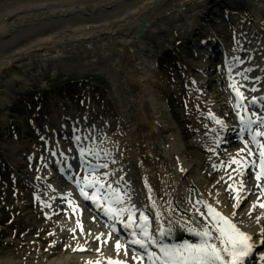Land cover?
Masks as SVG:
<instances>
[{
  "label": "bare ground",
  "instance_id": "obj_1",
  "mask_svg": "<svg viewBox=\"0 0 264 264\" xmlns=\"http://www.w3.org/2000/svg\"><path fill=\"white\" fill-rule=\"evenodd\" d=\"M106 1H109L108 3L112 2V0H0V107H5V104H10V100L8 99L9 92L11 93V91L13 90L16 93L21 92L24 87L33 86L35 84L34 82L37 79L42 78L43 75L41 73H37L36 70H62L64 71V73H67L72 69L79 67L81 70L84 69L86 71L102 72L107 77L114 76L112 83L114 85V88H117V84H119V86L123 84L121 83V77L118 75V71L115 69L113 64L108 65L110 67L109 74L106 73V69H103V66L99 65L100 57L98 55L100 54L101 56H103L105 52V50L100 47L101 45H99V42L102 43L105 40L106 36L104 35L105 33H107L106 38L110 42L113 41V44L118 43V45L123 46L120 52L121 58L119 59L118 66L120 67V70L124 72V77L126 79L124 80L125 83L124 87L121 88V92L127 93V97L131 99L129 100L131 105H126L128 110L127 116L129 117V121L127 122L131 123L130 129H133L131 132V138L129 140L126 139V142H128L127 147H131L130 152L133 155L132 159H130V163L134 167H132V170H134L137 175L140 176L138 183L143 186L144 192H146L147 194V201H145L147 207L152 209L150 212V214L152 215L150 223L155 227L153 237L156 238V241L161 238L163 242L167 244V242H169V238L174 239L180 236L186 237L184 236V232L188 236L192 235L195 232V229H191L187 225H176L174 228H170L175 223H181L180 220L177 219L175 213L170 210L168 198L171 197L177 202V212L181 216L180 218H184L187 224L195 223V221H198L200 219L201 222L205 223L213 232V238L210 242L216 244L217 241L216 239H214V237L218 236L219 233H214V222L212 221V217L207 213H204V208H206V206H204L205 204L194 203L191 197L195 193L194 188H190V191L187 193L188 198L181 199L177 196L183 184L190 180L186 176L182 177L184 174L187 175V173L185 172V169L182 165H178V160L175 157L176 152L173 151L172 147H170L169 145V140H167L164 137L165 135H163L164 129L162 127L160 119L157 118L156 112L154 111L155 108H157L156 94L155 92L150 90L147 82H143V76H148L150 79L153 78L150 74V70L147 69L146 71H144V73L142 74L143 76H140L139 79H137L136 76L138 72V64H140L138 60L135 59L136 53L138 54V52L145 50L144 57L146 58V62L148 63V53L150 51L149 45L144 48L141 45L144 44V42H139L138 39L144 38L146 34H152L153 37L155 36V34L156 37H165L167 35L171 37L174 30L173 24L171 29H168L171 24L167 25L166 21H164L163 19H158L160 23L159 25H156V28H160L161 32L157 33L154 31V25H151L152 20L156 18V15L158 13H164V11L162 12V10L156 9L155 6L151 4L156 0H131L120 5L121 10L119 12L122 14H118L119 12H116V9H112L111 6V8L109 7L111 10L101 11V18L99 15L95 17V15L90 12L92 11L91 8L100 5L105 6L103 5V3ZM207 1L208 0H172L171 5H167V7L168 9L173 8L174 11H172V15L164 14V17L166 19L172 20L176 18L175 14L178 13V15H180V18L178 19H182V17L185 15V10L183 9L184 6H186V9H188L187 12L190 10V13L198 8L195 13H191L190 15L194 18L192 21L187 23L183 21L179 22L182 28H179L178 31L187 33V35H189L191 31H194L195 29H201V25L198 22V20H200L199 16L202 15L204 9L207 8L208 3H210L212 0H209L208 2ZM221 1L222 0H213V2L215 3L214 5H217ZM248 3L250 5V12L254 14V19L260 21L262 18H264V0H249ZM26 7L28 9H26ZM73 12L76 14L80 13L83 16L81 18L74 19L70 17H63L65 15H72ZM55 14L58 15V19L54 18ZM117 16L121 17L120 19L115 20L114 18ZM232 16L236 20L235 25L238 24L234 29V32L238 33L244 26L241 23L244 21L245 14L240 12H232ZM47 17H50V21H48ZM146 18L149 22L151 20L150 26L145 34L139 36L137 35V28L143 20H146ZM106 19H108L109 23L102 24V26H100L99 23H104ZM27 21L35 22L36 25L33 27V23L26 24ZM121 21L123 23H121ZM39 24H42L44 28L41 29V26ZM105 25H111L113 29H111V27L108 30L104 27ZM31 27L33 29L32 31H30ZM16 28L18 29L17 33H13ZM207 28L209 31L207 29L203 30L206 31V33L203 37H201L205 38L206 40V43L201 44V51L202 53L210 51L216 54L217 52L213 51V49L210 47L211 43L208 41L212 36L213 28ZM102 30H104V32H102ZM116 30H118L117 34L122 33L123 36H115L114 31ZM24 33L27 34L28 38L25 41V44L27 43V46L22 49L16 39ZM133 33L135 35L131 36V34ZM71 37L73 38V40L70 39ZM119 37H122L121 40L119 39ZM33 40H40L39 45L42 46L35 50L30 49L29 45L33 43ZM65 41H68L67 45H63ZM121 41L125 42H123L122 44ZM77 42L79 46L76 49H74V47L70 48L71 45H75L77 44ZM41 43H44L45 45ZM219 45H221V47H219V54H217L220 56V58H222L224 63V70L227 72L225 76V83H228V85L232 89V85H236L237 87H239V90L245 97L244 102L246 105H248V101L252 97L257 99L258 101L263 102L264 67L263 70L258 73L252 70L244 71L242 69L243 71H240L239 67L244 64V59H248V56L246 58L244 57L246 51L241 50V45L233 47L228 41L224 39L219 41ZM66 47H69V49L66 50ZM8 49L10 50V52H8ZM12 49H16V51L11 56ZM254 51V54L259 55V53L257 52L258 49ZM65 52H69L70 56H67V53ZM130 58H132L131 61ZM256 59H258V57L252 58L250 62L247 61L246 67H253L254 64L261 67L264 66V58L260 60L261 62H259V64L258 62L253 63V61H255ZM12 66H14L15 68L22 67L24 71H22L21 69L19 71L20 75L18 74L16 78L8 77L7 79H5L4 74L8 72L10 73ZM133 68L135 69V73L133 72ZM259 74H261L262 83L260 85L257 83V81H260V79H258ZM1 85H3V87H1ZM10 85L12 86L11 88L8 87ZM245 85L251 86L250 90L244 91V89L246 88ZM252 89H255V91H252ZM3 91L7 92V94H2ZM228 96L229 101L232 102V98L229 93ZM61 100L67 101L66 98H61ZM245 108V106L241 107L240 111L238 112L239 115L237 114L238 124L235 125L236 128L237 125H239V122L246 121V118L244 116ZM255 110L256 114L262 112L260 109ZM55 111L57 112V114L61 113L58 109H56ZM214 121H216V119ZM63 122L64 128H62V130L67 133L71 130L73 124L70 121ZM127 122H124L125 130ZM218 124L221 127L223 126L222 121H220V123ZM81 131L82 135H79V137H81L82 141L87 142L91 138H93L94 140V137H97L98 134L102 133V131H104V128L102 127V124L100 122H97L95 125L91 126V128L87 129V127H85ZM94 133H97V135L93 136ZM84 137H88V139H84ZM259 143L264 144V142L261 141ZM212 144H214V139L212 141ZM92 145L97 147V149L102 153H105L107 151L105 147H108L110 143L106 142V145L103 147L102 144H99L98 140L96 139L92 141ZM248 145L251 148V152L256 151L252 144ZM132 149L134 153L132 152ZM243 153L246 156L243 160V163L247 164L245 166H247V168L252 171V174L255 175L256 170L254 168H251L250 166L251 159L248 155L249 151L244 150ZM111 154L112 151L107 152L108 157H112ZM239 165V162L232 163V160L229 159L225 163V168H220L222 169L224 176L228 177L230 174H234L235 171L233 170H236ZM179 167H181L182 169H180ZM110 169L111 167L107 168V170ZM113 171L114 170H112V172ZM123 172L124 167L120 169V173L116 172V174L114 175L110 171L107 172L110 175L109 177L111 181H114L116 190L120 189L121 191H124V188L121 187L124 185V180L119 179V174H122ZM77 174H81V171L79 170ZM144 174H147L145 176L149 178V187H146L144 185V180L142 178V175ZM79 178L82 179L83 175L79 176ZM151 186H153V189L155 190L154 194H150ZM42 188V190L38 189V194L42 195L44 201L47 200L49 196L55 193L52 190L49 191L45 186H43ZM150 195L152 196L150 197ZM57 198L58 197H56V195L53 196L52 198H50L52 200H50L45 205L48 207L49 211L54 210L55 213L53 214L57 215V217L52 218H55L58 224H60L61 226H65L68 224H73V226L82 224L84 231H86L87 228H91L90 226L96 227L95 225L96 223H98V221L96 220L94 215H89L93 217V221L87 220L85 218V214L83 215L82 213H79L75 210L72 211L73 209H70L71 207L65 206L66 209L63 208L60 210L62 212V216H59L61 214H59L57 208H55V205L57 206V204L59 203L58 201H56ZM131 198L128 199L134 200L130 202L131 204L137 201L135 193L132 194ZM181 200H184V202H182ZM214 201L216 200L212 199V205L214 204ZM202 213H204V216H201ZM258 214L260 217L262 216L261 213L258 212ZM258 214L255 210L250 218H245L243 216H240V218H242L246 225H253L257 221L256 218L258 217ZM121 216L123 220H126V215L121 214ZM112 219L117 222L120 221L121 223V220L119 219L113 217ZM163 228L165 229V231L163 230ZM246 229L250 232L253 231L250 228ZM201 231L203 230H200V232ZM87 236L88 235L79 237L78 249L82 248L83 245H86L84 241H86L85 239L87 238ZM193 239L194 241L190 240L192 244H199L201 243L202 238L200 236H196ZM182 245L184 244H181V246ZM181 246H176L174 244L167 245V247L171 250L179 249ZM68 249L72 248L70 246L66 247V250ZM75 249V251L78 252L72 254L73 257L76 256V258H80L82 256H85V254L80 253L77 248ZM103 250L108 251L106 246L103 247ZM64 256L65 255H59V257L55 258L53 261H48L47 264H65ZM108 260L106 261L107 264ZM106 263L104 262L103 264ZM0 264H22V262H8L5 259H0Z\"/></svg>",
  "mask_w": 264,
  "mask_h": 264
},
{
  "label": "rangeland",
  "instance_id": "obj_2",
  "mask_svg": "<svg viewBox=\"0 0 264 264\" xmlns=\"http://www.w3.org/2000/svg\"><path fill=\"white\" fill-rule=\"evenodd\" d=\"M114 1L112 0L111 3L106 1L103 3L105 6H97V8L91 9L90 12L96 14L95 17L99 15L100 18L102 14L99 13V10L102 11L106 7H108L106 9H110L109 7L112 6L114 10L116 9V12H119L121 10L120 5L124 4L125 0ZM165 3L166 1L163 2V4ZM26 9L28 8L26 7ZM94 10L96 12H93ZM157 15L156 22H158V19L167 22L162 14ZM82 16L80 13L73 12L72 15L63 17L74 19ZM47 18L50 21V17ZM54 18L58 19V15L55 14ZM115 19L118 20V17H115ZM32 21H27L26 24L33 23L32 26L34 27L36 23ZM107 21L108 19L104 23L100 22L99 25L102 26ZM221 23L210 22L211 26L217 24L216 26L223 30L224 24ZM39 25L41 29L44 28L42 24ZM30 29V31L33 30L32 27ZM17 31L16 28L13 33H17ZM151 35L146 34L139 41L144 42V44H141L144 48L153 41ZM116 36H119V34H116ZM27 38V34L24 33L16 39L22 49L27 46V43L25 44ZM119 39L121 40L120 37ZM245 39L250 42L247 45L248 48H253L254 43L257 41L248 32L245 33ZM32 42L29 45L32 50L42 46L39 45L37 40ZM123 42L125 41H121L122 44ZM103 45L105 52L101 58V63L103 65L113 64L118 71L117 73L123 84L120 86L117 84V88H113V86L111 88L109 83L98 74L64 75L60 70L58 74L51 76L49 74L51 69L47 68L48 70L44 72L42 78L37 79L33 86L24 87L20 92L28 94V97L15 98L11 96L14 95L12 94L13 90L8 94L10 104L0 107V259L2 260L5 259L8 262L20 261L23 264H47L48 261H53L65 252L63 250L64 245L75 247L73 244H79L77 236L90 234V229L84 233H78L77 236L64 229H61L62 232L59 231L60 228L55 231L52 229L49 217L42 215L40 204H36L37 201L33 202L32 188L25 181L31 180L34 176L35 159L29 163L20 151L23 149L29 152L33 150L34 145L39 143L37 139L38 132L34 129L35 125L28 123V121H34L39 127H41L40 122L55 125L51 108H54L56 100H60L63 96L75 109L87 106L94 112L106 114L112 121L119 120V117L125 112L123 105L127 102L126 98L128 96L127 93L121 92L126 78L124 72L118 66L123 46L118 45V43L113 44V41L110 42L108 39L102 42ZM178 49H174L173 52L168 49L159 52L154 51V61H157V65L154 64L153 70H150V73L154 72L152 79L148 76L144 77L141 73V71H146L148 66L152 65V61L148 60L147 63L144 57L145 50L140 51L138 53L140 64L138 65L139 72L136 74L137 79L143 76V82H147L150 90L155 92L157 108L154 111L166 130V136L167 134L174 135L176 147L180 148V156L187 162H197L198 172H196V169H192L191 176L203 190L202 194L207 197L217 195L224 208L235 210L233 205L237 201L234 199L236 193L234 194L232 190L227 191V184L221 182V175L212 170L211 157L216 153L206 148L208 146L206 141L200 140V138L196 139L194 136L202 125L201 121L207 120L205 117L208 115L206 114L212 112L216 117L227 114L232 117V107L226 101L224 91L215 80L218 75L213 71L211 73V69L207 70L205 67L198 71L196 67H198L199 59L189 53L184 42L178 45ZM166 50L169 52L164 53ZM15 51L16 49H12L11 56ZM8 52H10L9 49ZM66 53L68 55V52ZM131 60L132 58H130ZM214 62L217 61H212V64ZM208 64L210 65L211 61ZM21 69L22 67L15 68L12 66L11 72L4 74V78H16L18 74L20 75L19 71ZM36 71L39 73L40 70ZM133 72L135 73L134 68ZM190 74L198 79H202L204 76L209 78L198 84H186L184 80L187 81ZM92 75L99 77L100 80L94 77H91V79L89 76ZM74 76L78 77L69 79V77ZM8 87L11 88L12 86ZM45 89L47 91L41 94V90ZM3 93L7 94L4 91ZM35 95H42L43 97V100L39 102V104L41 103L39 109L34 108L36 105V101L33 100ZM235 145L236 143L232 141L226 147L232 148ZM225 155L227 153L223 152L219 154V157ZM15 168L18 169L19 174L15 173ZM10 175L13 177H10ZM14 180H16V183L13 182ZM248 181L249 177L246 178L244 184L247 185ZM251 203L252 201L246 202L243 200L237 208L238 214L245 212L251 214ZM45 225H48L46 230L43 229ZM31 240L34 242H31ZM94 246L92 245L91 248H95Z\"/></svg>",
  "mask_w": 264,
  "mask_h": 264
},
{
  "label": "snow or ice",
  "instance_id": "obj_3",
  "mask_svg": "<svg viewBox=\"0 0 264 264\" xmlns=\"http://www.w3.org/2000/svg\"><path fill=\"white\" fill-rule=\"evenodd\" d=\"M231 87H233L237 97V107L242 106V103L245 99L243 93L236 85H232ZM252 91H255V89H252ZM216 123H220V121L217 120ZM257 123L258 128L255 131L254 135H252L253 142H256V137L264 136V130H261L264 129V117L259 118V121L249 119L245 125V127L248 128L251 133L250 126ZM80 139L81 137L79 136L75 137V141H79ZM84 139H88V137H84ZM256 147L260 149L259 156L261 170L256 176L257 181H259L262 177H264V144L256 142ZM245 148H247V145H245ZM241 151H244V149H241ZM80 154L82 163H88V161H85L83 158L87 155H93L94 153H92L91 149L85 151V149L81 148ZM252 154L253 153L249 150V155ZM232 163H237V161L233 160ZM107 167V164H97L91 168V171L97 172L98 169H106ZM107 175L109 174L104 173L100 177H92V180L90 182L88 181V178L85 177V187L88 189H93V191L91 194H89V192L85 191V188H81L80 195L85 199L92 200L94 203H96L97 207L103 208L106 215H110L113 218L116 217L117 213H126L127 222H125L124 226L131 227L134 213L132 209L123 207V205L126 203V201L123 199V196L118 197L115 201L112 200L109 193L112 192V194H115V191L113 190L112 185L104 180V177ZM257 187H261V185L258 184ZM229 188L237 194L236 197H234V199L237 200V203L233 205V208H236L239 206V193L243 191L244 185L242 182H240L238 188H232L231 185L229 186ZM261 190L262 192H264V187H262ZM257 199L260 200L261 198L258 197ZM108 204H115L119 207H117L116 212H113V209L111 207L106 206ZM257 206L264 209V203H260L259 205H252L253 208ZM208 212L218 218V223L223 224V227L217 228L219 235L214 237V239L220 241V246L218 247L215 243L210 242V239L213 238L212 234L210 231L205 229L197 233V235L202 238L201 243L199 244H185L182 245L179 249L172 250L163 248L161 251L163 252L164 259L161 261V264H243L244 258L247 257L252 250V244L249 242L251 240V237L248 234L242 232L235 223H233L229 218L223 216L221 213L215 211L211 206H208ZM233 215H235V213H233ZM139 219L146 221V217H144L142 213L139 215ZM256 219L259 221L261 217H257ZM111 235V233L108 234L107 239H111ZM132 235L134 238L129 241V243L136 244L141 248H144L145 243L140 239L135 238L138 234L133 232ZM96 239L99 241L100 237L98 236L96 237ZM121 247L122 246L119 240H117L115 243L117 252H119ZM78 250L84 251L85 249L80 248ZM124 254L127 255L126 246ZM225 254L230 259L225 260ZM133 259L139 258L134 256ZM156 259L159 260L160 257H156ZM95 264H100V262L96 261ZM108 264H121V261H113L109 259Z\"/></svg>",
  "mask_w": 264,
  "mask_h": 264
},
{
  "label": "water",
  "instance_id": "obj_4",
  "mask_svg": "<svg viewBox=\"0 0 264 264\" xmlns=\"http://www.w3.org/2000/svg\"><path fill=\"white\" fill-rule=\"evenodd\" d=\"M146 23H147V21L143 22V24L141 25V28L139 29V32L144 30V27L146 26Z\"/></svg>",
  "mask_w": 264,
  "mask_h": 264
}]
</instances>
